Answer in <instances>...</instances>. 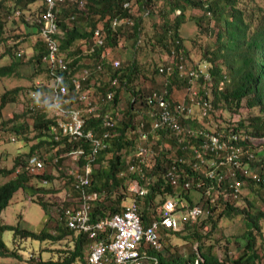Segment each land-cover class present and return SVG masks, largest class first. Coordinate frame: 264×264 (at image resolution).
<instances>
[{
    "label": "trees",
    "instance_id": "obj_1",
    "mask_svg": "<svg viewBox=\"0 0 264 264\" xmlns=\"http://www.w3.org/2000/svg\"><path fill=\"white\" fill-rule=\"evenodd\" d=\"M34 1L36 0H0V11L6 13L4 16L7 21H12L17 26L25 25V27L34 26L36 28L38 37L33 45L34 54L32 59L38 66H35L36 68L33 72L40 74L41 72L44 73L43 71H47L45 66L42 69L39 68L41 57L47 53L46 43L38 35L36 22L30 23L26 19V12L29 10L27 9L28 4ZM77 1L63 0L56 7V29L53 37L58 42L59 54H62L65 60H70L68 61V74L76 75L84 66L99 65V70L91 71L90 75L82 80L79 92L88 90L89 98L98 102L101 111L114 110L118 113L121 112L118 123L110 130V137L106 140V147L100 149L91 161L92 171L86 190L95 194L96 198L90 201V220L94 222L110 217L120 212L127 203L133 201L138 207V213L145 226L156 218V208L166 197H174L181 203V208L186 207V205L190 207L196 199L205 198L203 201L207 204L209 203L208 208L211 211V214L206 217L212 223L211 228L215 227L217 219L222 215L231 217L242 214L246 229L242 236L245 239V244L241 252L229 258L217 256L213 253L212 244L202 242L205 235L200 232L197 222L186 223L179 231L166 229L168 234L180 236L181 239L188 241L189 244L198 242L197 246H194L189 253L176 256L170 253L169 256L165 257L164 254L156 253L151 249H149V252L157 255L159 264H193L197 255L199 257L196 264H255L259 259V255L254 248L255 232L260 230L258 220L264 216V213L261 211H258L257 214H253V211L250 213L248 211L251 207L249 201L246 209L240 208L235 204V201H225L221 198L211 204L209 199L213 196L214 190L207 197L200 196L196 198L191 196L190 191L192 188L198 189L194 185L190 189H183L181 185L187 174H193L194 176L196 173L194 171L191 172L185 164H180L178 168V171L181 172L180 184L173 186L164 178L165 170L174 163V160L189 158L193 154L194 140L188 141V146L184 147L183 143H180L173 134H168L167 131L155 130L151 132L148 138L156 154L153 166L147 168L146 163L141 162L137 156L139 139L136 130L140 122H144L146 130L150 129V118L146 114H142L140 117L138 111L140 112L139 109L144 106L145 95L153 89L146 90L136 87V83L140 84V82L133 57L129 58L127 55L129 60L122 62L118 57L113 59L108 57L109 55L98 56L103 49H110L111 51L112 48L118 45L124 28H130L132 33L129 36L136 41L140 33L141 16L146 11L150 13L156 0H86L83 8H78ZM163 1L164 5L160 9L162 17L160 18L158 39L162 44L168 46V53L171 49H174L177 57L182 56L179 62L181 61L188 67L184 51L182 50V54L180 53L182 37L179 33V27L186 19L194 22L198 33L202 32L206 36H212L213 38L211 42L207 41L201 48L200 56V59L207 62L205 71H208L210 78L209 80H204L200 77L196 83V87L200 91L199 94H202L212 105L211 117L217 120L222 118L221 122L225 124L222 126H225L226 130L232 129L236 133L251 134L264 139V0H261L262 3L256 2V0ZM124 4L127 6H124ZM41 8H43V5ZM193 8L200 10L202 14L189 11L186 14V9L191 10ZM176 10H179V13L176 14ZM15 11H19V14L15 18H8ZM72 15L74 16L73 18H71ZM114 18H130L133 23L128 27L123 25L115 26L112 24ZM80 20L84 22V26L83 24L81 25ZM4 28L5 20L0 16V42H5L8 45L6 46L7 51L11 52L13 56L12 62L0 65V77L17 73L18 66L23 62L21 57L23 53H18V44L21 39L19 37L22 35L20 30L17 27L12 28V35L4 36ZM96 28L100 30V37L104 40V46L96 49L95 54L98 57L93 58L94 54L89 55L85 52L94 43L93 33ZM12 38H15L18 42L9 41ZM187 39L190 40L191 38L187 37ZM87 56L89 59H86ZM114 60L119 61L117 66L113 65ZM125 62L127 65H122ZM167 66L168 63L162 65L164 71L162 76L166 78L162 88L166 89L168 99L175 103L178 101H173L171 96L172 86L181 88L185 97L187 94L186 84L184 78L178 76L175 68L170 73L165 72L167 71L165 70ZM156 68L154 73L159 74V66ZM44 75L49 82V75L47 73H44ZM144 76L142 77L144 78ZM152 77L150 76L151 79ZM113 79H115L114 83H112ZM42 83L44 88L49 91V86L47 87L44 82ZM67 83L70 87L69 102L65 104L66 108L74 107L81 110L83 104L76 99L77 92L71 87L69 81ZM34 88L32 83L27 88V91ZM162 88H158V91ZM20 90V88L8 89L0 95V116L4 105L7 102L15 101V95ZM108 92L112 93L111 99H105V95ZM126 94L129 95L126 98V107H120L119 104ZM186 100H188V95H186ZM243 106L247 109L257 108L258 111L244 119H237L235 122L231 121L235 118L231 117L235 116ZM192 108L194 112L190 115V118L180 116V123L190 127L202 126V123L207 121L209 117H197L200 115L197 107L193 106ZM146 109L147 105L143 108V111H146ZM25 111L27 112V110ZM46 115L47 113H44V111L30 113V124L25 122L23 124H13L12 129L18 139L22 141V147H27L31 139L36 142L29 145L27 153L18 152L13 157V163L10 167H0V176L14 175L0 183V213L8 205L13 193L20 189L31 195V197L35 196L39 191L42 193L52 192V189H45L43 186L30 183L33 178L38 179V182H40L42 178L51 179L52 176L48 174L46 169L34 174L29 173L25 167V160L28 156L36 152L41 155L40 157H43L52 152L53 155L46 157L45 164H48L54 157L59 156L61 152L74 148L78 143L82 145L85 153L90 150L89 141L80 140L78 142L67 140L66 137H61L60 142H58V139L55 140L54 135L49 132L55 125L56 118L47 117ZM80 115L85 118L86 130L93 129L97 136L102 133L103 128L99 118H94L83 110L80 111ZM28 128L33 132L31 136L28 135ZM43 145L48 150L41 153L40 149L43 148ZM253 151L257 159L258 153L254 149ZM260 153H262L261 159L259 161L255 160L251 167L254 170H258L261 179L258 182L248 180L244 187L247 186L250 190L255 187L264 190V153ZM89 157L88 155V159ZM64 160L65 158H61L54 164L60 167ZM84 162L83 159H80L79 165ZM18 165H20L19 170H17ZM131 165H134L135 168L130 169ZM140 170L150 178L147 192L142 196L128 190V185L134 179H138L142 184V178L139 176ZM257 188L255 189L257 190ZM202 190L204 191V189ZM243 195L241 194V196ZM244 199H247L246 195H244ZM34 202L40 204L44 213L48 214L49 204L47 205L40 198L34 200ZM4 230L13 231V240L18 237L19 239L29 238L54 242L61 240L67 235L73 236L75 234L73 230L67 228L62 222L56 225L53 233L45 228L31 231L19 228L17 225L0 224V256H12L17 259H20L17 250L8 248L2 240ZM87 247L88 240L79 234L73 236L72 248L62 250L64 253L62 256L56 259L44 260L38 254L37 259L30 257L27 264H74L78 261L77 259L88 264L85 259L87 252L86 254L84 253Z\"/></svg>",
    "mask_w": 264,
    "mask_h": 264
},
{
    "label": "built area",
    "instance_id": "obj_2",
    "mask_svg": "<svg viewBox=\"0 0 264 264\" xmlns=\"http://www.w3.org/2000/svg\"><path fill=\"white\" fill-rule=\"evenodd\" d=\"M62 1L44 0L45 8L35 18L40 37L47 47V53L42 57V62L49 71L51 96H49V100L48 97L42 99L40 91L33 90L28 101V108L31 111L43 109L47 104L51 106L56 123L49 133L54 135L55 140L67 137V140H85L90 144L88 153H85L84 148L79 146L59 154L50 161L53 164L60 158L68 157L75 165L67 169L62 167L65 175L71 177V189L64 194L63 200L56 208L59 221L88 240L85 258L88 264H159L157 255L150 253L149 249L156 253L163 252L165 248L163 237L168 235L166 229L178 231L186 223L194 222L200 216V218H204L211 214L208 208L209 203H205L203 201L205 198H199L200 196L207 197L214 190L213 196L209 199L211 204H214L219 198L225 201H235L237 204L245 183L248 180L258 182L261 179L258 170L252 169L251 164L257 160L253 151L254 145L264 144L259 141L263 138L251 134L236 133L232 129L226 130L225 126L216 124L210 114L212 105L202 94H199L200 91L196 87L200 77L204 80L210 78L208 71H205L206 63L199 62L197 66L188 68L184 63L179 62L182 56L177 57L176 52L172 50L171 61H168L165 72L170 73L175 68L178 76L184 78L188 100L185 95L182 101L173 103L166 96L165 88L159 91L153 89L145 95L144 106H141L140 112L136 110L140 113V117L142 114L148 115L150 129H145L144 122H140L137 126L136 131L139 139L137 156L141 162L146 163L147 168L153 166L156 151L148 137L155 130L173 134L180 143L184 144V147L188 146V141L194 140L193 154L189 158L174 160V163L165 170L164 178L171 185L177 186L180 184L181 176V172L178 171L179 165L185 164L196 175L187 174L181 186L183 189H190L194 185L198 190L192 188L191 191L196 192L200 200L196 199L190 207L186 205L181 208V203L174 197H166L156 208V218L145 226L138 213V207L133 201L127 203L120 212L110 217L91 221L89 217L90 201L96 198L95 194L86 190L92 171L91 161L100 149L106 147L110 130L116 125L121 114L113 110L101 111L98 102L89 98L88 90L79 92L82 80L86 79L91 71L99 70V65L85 66L76 75L68 74V60L59 54L58 42L53 37L57 18L54 7ZM77 2L78 8H82L86 0ZM73 17L72 15L71 18ZM117 22L118 19L115 18L112 24L115 25ZM93 35L94 45H102L103 40L98 28L94 29ZM92 51L93 47L89 52ZM18 53L20 54V52ZM118 64V60L113 61L114 66ZM158 71L160 74L164 72L162 65L159 66ZM67 81L77 92L76 99L83 104L81 110L100 119L103 131L99 136L94 133L93 129H85V118L80 115L81 110L66 108L65 104L69 100ZM114 82L115 79L112 80V83ZM36 86H40L38 81ZM202 86L204 87V85ZM111 97V92L106 93L105 99H111ZM146 105L147 109L143 111ZM193 106L197 107V111L200 113L199 118L209 117L202 123V126L190 127L180 123V116L190 118L194 112ZM11 139L14 140L15 137L12 136ZM40 156L35 152L25 162L29 173L34 174L44 169L47 156ZM80 159L85 161L82 165H79ZM134 168V165L130 166V169ZM56 169H61V166L57 165ZM139 174L142 184L138 179H134L128 185V190L142 196L147 192L150 178L141 170ZM41 182L44 184L48 180L42 178ZM199 201L201 203H198ZM180 212L182 214L178 221L176 215ZM196 263L197 259L193 264Z\"/></svg>",
    "mask_w": 264,
    "mask_h": 264
},
{
    "label": "rangeland",
    "instance_id": "obj_3",
    "mask_svg": "<svg viewBox=\"0 0 264 264\" xmlns=\"http://www.w3.org/2000/svg\"><path fill=\"white\" fill-rule=\"evenodd\" d=\"M245 1V0H244ZM256 2L262 3L261 0H256ZM163 0H156L155 5L152 7L150 13L149 11L144 12L141 16L140 21V33L137 36L136 41L133 40L129 35L132 33L130 28H124L121 33L118 45L110 51V53L115 51L116 57H118L122 62L127 60V55L129 58L133 57L136 62V71H138L140 82L150 80V76L153 78L157 75L155 74L154 69L157 66H161L164 63H168L171 61L170 54L172 50L168 53V46L166 44H162L159 41L158 36L160 33V18L162 17V12L160 9L163 7ZM248 6V5H247ZM41 7V1L36 0L28 4V8L31 12H37L38 8ZM189 12H194L196 14H202L198 9H186V14ZM138 13V12H134ZM175 13H179V10H176ZM6 13L0 11V16L5 20V28H4V36H11L12 28H18L21 32V38L18 44V49L22 50V63L18 66L17 73L11 74L9 76L0 77V95L8 90L13 88H20L21 90L15 95V101L7 102L1 110L0 116V167H10L13 163V157L18 154V152L27 153L28 147L31 144H34L35 140H30V144L25 147H22V141L18 139L16 133L12 129L13 124H23L31 123L30 122V113L26 108V99H28V91L33 81H42L45 84L48 83L46 76L44 73L48 74L49 71H43L44 73H34L35 66L38 64L32 59L33 55V45L37 39V30L34 26L25 27V25L17 26L16 23L12 21H7L5 19ZM29 16V13H27ZM16 21V20H14ZM81 25L84 22L80 20ZM133 21L131 22L132 25ZM128 27V26H126ZM17 29V30H18ZM26 33H24L23 31ZM18 30V31H19ZM179 33L182 37V49L180 48V53L182 54V50L185 53V58L187 59L188 67L197 66V63L204 62L207 65V62L200 59L201 56V48L207 41H212V36H206L204 33H198L196 25L191 20H185L179 27ZM197 33V34H196ZM187 37L191 39L188 40ZM184 38V39H183ZM9 41H16L15 38L9 39ZM18 42V41H16ZM136 43V44H134ZM10 44V42H9ZM5 42H0V65L9 64L13 61V56L11 52L7 51ZM175 51V50H174ZM176 52V51H175ZM112 55V54H109ZM118 59V60H119ZM129 60V59H128ZM164 60V61H163ZM120 61V62H121ZM121 62V63H122ZM124 66L127 65L125 62L122 64ZM39 68L42 69L43 65L39 64ZM157 69V68H156ZM97 75V73H96ZM143 75L144 78L142 77ZM103 76V75H102ZM104 77V76H103ZM145 79V80H144ZM136 85L140 86L141 84L136 83ZM129 95L123 96L120 107H126V98ZM236 115L233 122L237 121V119H244L248 115L253 113H257L258 109H247L245 106L241 107ZM27 110V112L25 111ZM47 115L51 116L52 110L48 106L46 107ZM121 114V112H119ZM240 115V116H239ZM198 117V116H197ZM10 119V120H9ZM222 119V118H221ZM221 119L214 121L216 124L225 125L221 122ZM3 122H5L3 124ZM33 132L28 128V135H32ZM11 136L16 137V141H12L10 139ZM260 142H264L263 139H259ZM155 142V141H153ZM164 143V142H163ZM162 143V144H163ZM160 144V145H162ZM264 144H255L254 150L257 154V160L261 159L260 152L264 153ZM43 152H46L48 149L43 145V148L40 149ZM62 166L64 169L70 168L71 166H75L74 163L69 160L68 157L62 162ZM48 174H51L52 181L48 180L46 184H42L38 182V179H31L30 183L38 184L39 186H43L45 189H52V192L42 193L41 191L37 192L35 196H32L30 200L28 197L31 196L23 190H18L13 193L8 205L1 211L0 213V224H10L17 225L19 228L38 231L41 228L47 229L49 232H55L56 225L60 224L58 210V204L63 200L64 194L70 190V182L71 177L66 176L62 171L59 172L57 170L51 171L50 165L46 166ZM68 179L66 183H63L65 177ZM14 176L13 174L9 176H0V183L6 181L7 179ZM64 177V178H63ZM260 187V186H258ZM257 188V187H255ZM250 190L245 186L242 189V194L247 196V199H244V195L240 197L237 201V205L240 208L246 209L248 201L251 203V207L248 210L250 213L253 211V214H257L258 211L264 213V190L261 188H257ZM68 189V190H67ZM193 193V191H191ZM43 202H46L48 206V214L44 213V210L40 204L34 202V200L39 199ZM198 203H201L199 201ZM182 212L176 215V219L179 221ZM47 215V218H46ZM201 217V216H200ZM198 217L194 222H197L199 226L200 232L205 235L202 239V242L205 244L213 245V253L222 258H229L232 255L236 256L239 252L242 251L243 246L245 244V239L242 237L245 233L246 225L245 220L242 214L233 215L231 217H226L222 215L216 221V225L214 228H211L212 223L208 218L202 219ZM190 222V223H194ZM260 230L255 232V242L254 248L255 251L259 255L258 261L255 264H264V216L258 220ZM73 236L79 235L74 232ZM73 236L67 235L61 240L58 241H49V240H32V239H19L16 237L13 240V231L4 230L2 233V240L7 245L8 248H12L17 250V253L20 255V259L14 258L12 256H0V263H19V264H27L30 257L38 258V254L41 255V258L44 260L47 259H56L62 256L64 253L62 250H66L68 248H72L73 246ZM164 256L167 257L172 253L173 256L178 254L185 255L187 252L189 253L193 250L194 246H197V241L189 244L188 241L181 239L180 236L176 235H165L164 237ZM87 250L85 248L84 253L86 254ZM197 257H199L197 255ZM74 264H85L77 259Z\"/></svg>",
    "mask_w": 264,
    "mask_h": 264
},
{
    "label": "clouds",
    "instance_id": "obj_4",
    "mask_svg": "<svg viewBox=\"0 0 264 264\" xmlns=\"http://www.w3.org/2000/svg\"><path fill=\"white\" fill-rule=\"evenodd\" d=\"M41 1V6L43 5V8H41L40 7V9L38 8V11L37 12H31L30 11V9L26 12V19H27V21L28 22H30V23H32V22H35V18H36V16H37V14H39L44 8H45V3H44V0H40ZM86 3V2H85ZM60 4V2H58L56 5H55V9H54V11H55V14H56V7L58 6ZM124 6H127L126 4H124ZM83 8V7H82ZM27 13H29V16H27ZM32 13H34V14H32ZM13 15H10L8 18H15L16 16H17V14H19V11H15L14 13H12ZM56 17H57V14H56ZM115 19V18H114ZM116 19H118V22L115 24V26H120V25H123L124 27H126V26H130L131 25V22H132V19H130V18H116ZM112 23H113V21H112ZM37 24V23H36ZM38 35H39V37H40V34H39V27H38ZM41 38V37H40ZM103 40V39H102ZM103 46H104V40H103V44L102 45H100V46H96V45H94V43L92 44V45H90L89 46V48L87 49V51L85 52L86 54H89V55H93V58H97L98 56H100V57H103V56H108L109 55V52H110V49H103L99 54H98V56L95 54L96 53V49L98 48V47H100V48H103ZM93 47V51L92 52H89V50H90V48H92ZM109 50V51H108ZM19 52H20V54L22 53V50H19ZM59 52V51H58ZM104 54V55H103ZM61 56H63L62 54H60ZM96 56V57H95ZM89 59V57L87 56L86 57V59ZM68 61H70V60H68ZM115 61V60H114ZM41 63H43L42 62V57H41ZM44 64V63H43ZM45 65V64H44ZM89 66H91V65H89ZM85 67V66H84ZM83 68V67H82ZM80 72V70L77 72V74ZM72 75V74H71ZM36 82L37 81H33V84H34V89H31V90H29L28 92V99H26V108H27V110L29 111V113H36V112H38V111H44V113H47V110H46V107H50L51 108V106L49 105V104H47V105H45L44 106V108L42 109H38V110H36V111H31L29 108H28V101L30 100V93L33 91V90H38V91H40V93H41V98L42 99H45L46 97H48V100H49V96H51V80L49 79V82L47 83V84H45L47 87L49 86V88H50V90L49 91H47L45 88H44V85H43V83H42V81L40 80V81H38L39 83H40V86L39 87H37L36 86ZM70 86L68 85V88H69ZM72 87V86H71ZM44 91H45V94H44ZM44 94V95H43ZM68 98H69V95H68ZM68 102H69V100H68ZM70 108H74V107H69V109ZM74 109H76V108H74ZM51 110H52V108H51ZM114 111V110H113ZM47 117H55L54 115H53V110H52V113H51V116H48V115H46ZM56 118V117H55ZM118 123V122H117ZM116 123V124H117ZM12 137V136H11ZM11 137H10V139H11ZM15 137V136H14ZM67 138V137H66ZM12 140V139H11ZM60 140L61 139H59V141L58 142H60ZM13 142L14 141H16V137H15V139L14 140H12ZM78 142H80V141H78ZM79 146H82L80 143H78V145L77 146H75L74 148H76V147H79ZM71 149H73V148H71ZM63 152H65V151H63ZM63 152H61V153H63ZM60 153V154H61ZM47 156H51V155H53V153L52 152H49L48 154H46ZM31 156V155H30ZM30 156H28L27 157V159L25 160V161H27L28 159H29V157ZM63 158H66V157H63ZM61 159V158H60ZM59 161V160H58ZM47 165H50V167H51V171H53V169L54 170H57L56 169V167H57V164H51L50 162L48 163V164H45V166H44V169H46V166ZM20 165H18L17 166V170H19L20 168ZM62 167L63 166H61V169H59V170H57V171H61V173H62ZM47 170V169H46ZM64 177H65V179H64V181H63V183H66L67 182V180L68 179H66V176L64 175ZM63 177V178H64ZM47 179V178H46ZM42 180V179H41ZM41 180H40V182H41ZM47 180H50V181H52V179H47ZM42 183V182H41ZM43 184V183H42ZM44 184H46V183H44ZM71 184V183H70ZM70 189H71V185H70ZM68 190V189H67ZM31 199V196H29L28 197V200H30ZM240 199V198H239ZM60 203V202H59ZM206 218V217H205ZM205 218H203V219H205ZM184 227V226H183ZM182 227V228H183ZM181 228V229H182ZM180 230V229H179ZM178 230V231H179ZM85 238V237H84ZM163 252H164V250H163ZM162 252V254H164ZM195 259H198V257H196Z\"/></svg>",
    "mask_w": 264,
    "mask_h": 264
},
{
    "label": "crops",
    "instance_id": "obj_5",
    "mask_svg": "<svg viewBox=\"0 0 264 264\" xmlns=\"http://www.w3.org/2000/svg\"><path fill=\"white\" fill-rule=\"evenodd\" d=\"M109 54H112V55H109L108 57L110 58H113V59H117L116 58V55H115V51L113 53V51ZM164 61V60H163ZM145 80V79H144ZM166 81V78L162 75H157L155 76L154 78L152 77V79H148L147 81L145 80L144 82H140V86H137V88H144L146 90H150V89H158V88H162V85L165 83ZM172 98H173V101H182V99L184 98V95H183V91L181 88H177L176 86H172V94H171ZM190 195L193 196V197H197V193L196 192H193L191 193L190 192ZM195 199V198H194Z\"/></svg>",
    "mask_w": 264,
    "mask_h": 264
},
{
    "label": "bare ground",
    "instance_id": "obj_6",
    "mask_svg": "<svg viewBox=\"0 0 264 264\" xmlns=\"http://www.w3.org/2000/svg\"><path fill=\"white\" fill-rule=\"evenodd\" d=\"M34 54V53H33ZM43 66H45L43 63H41ZM87 255V254H86Z\"/></svg>",
    "mask_w": 264,
    "mask_h": 264
}]
</instances>
